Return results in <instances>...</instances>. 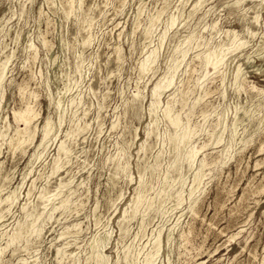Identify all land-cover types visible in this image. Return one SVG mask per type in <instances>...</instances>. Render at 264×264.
Here are the masks:
<instances>
[{"label": "rangeland", "instance_id": "374dc122", "mask_svg": "<svg viewBox=\"0 0 264 264\" xmlns=\"http://www.w3.org/2000/svg\"><path fill=\"white\" fill-rule=\"evenodd\" d=\"M220 45L232 48L220 71L204 68L200 56ZM183 48L175 81L152 112V87ZM152 50L158 58L142 72ZM4 66L0 264H59L62 245L84 264L90 240L106 233L107 264H128L130 247L135 264H143L158 241L156 264H264V0H0ZM178 89L190 90V103L204 96L192 110V144L200 150L180 170L169 168L176 129L165 116ZM189 106L177 102L174 110L186 117ZM25 110L36 114V133L17 147L23 122L14 112ZM47 118L53 129L40 144ZM167 170L174 187L163 203L157 194L166 187ZM143 175L145 198L134 214ZM70 180L76 191L70 208L56 210L38 236L6 248L9 236L26 234L48 210L46 197ZM15 189L17 199L8 206L4 199ZM64 264L76 263L68 258Z\"/></svg>", "mask_w": 264, "mask_h": 264}, {"label": "bare ground", "instance_id": "6f19581e", "mask_svg": "<svg viewBox=\"0 0 264 264\" xmlns=\"http://www.w3.org/2000/svg\"><path fill=\"white\" fill-rule=\"evenodd\" d=\"M200 3V2H199ZM239 4V3H238ZM153 22V21H152ZM175 22V19H172V23ZM152 24V23H151ZM171 24V23H170ZM150 26V25H149ZM153 26V24H152ZM151 27V26H150ZM148 29V28H147ZM151 29V28H150ZM147 30V33H150L151 30ZM169 30V29H168ZM165 32V31H164ZM165 37V36H164ZM227 43V42H226ZM236 44V41L234 39L232 46H234ZM189 47V46H188ZM232 50L231 46H226V45H220L218 46L216 49L211 50L209 53H207L206 55L200 56L201 57V62L204 68H213L215 71H218L219 68L221 67V65L224 63L225 58L227 56V52L228 50ZM181 52V56L179 54L180 57H176L173 60V64L169 67V69L167 70V72L153 85L152 87V92H153V100L151 103V109L152 112L156 111V108L158 107L159 103H160V95L162 93H164L163 91L170 87L171 85H173L174 81H175V77L183 63V61L185 60V57L187 55V49L183 48L180 50ZM123 53V52H122ZM229 53V52H228ZM156 57L158 58V56L156 55V51L152 50L148 56L146 57V59L143 61L142 60V65H141V70L142 72H145L147 70H149L151 68V66L153 65V63L156 61ZM249 60V59H248ZM252 60V58H251ZM225 66V65H224ZM212 71V70H211ZM210 71V73H211ZM220 71V70H219ZM5 66L0 68V87H1V83L3 81L4 75H5ZM182 72V71H181ZM209 71H207L208 73ZM236 77H239L241 69L239 68L238 71H236ZM206 77V74H204L202 77L199 78V81L201 80V78ZM206 80H204L203 82H200V85L203 86ZM196 85V84H195ZM209 85V84H208ZM172 87V86H171ZM170 87V88H171ZM70 90V85H67L65 87L64 93H67ZM179 93H177L178 95H180V97L175 98L171 103H169V105L167 106V108L165 109V116L167 117L168 121L175 127V135L171 138V149H174L176 152V155L174 157V160L172 161V163L169 165V168L176 164L177 165V169L180 170L181 169V164H183V162L185 160H188L187 162L192 165L195 157L197 155V153L199 152L200 149L196 148L193 144H192V139L194 138V136L197 133V129L196 127L193 126L192 123V115H193V108L196 106V104H200V102L203 100L204 96H199L196 101H194L193 103L189 102V98H188V91H182V89H178ZM205 93V95L210 93V88L208 86H206L203 90ZM176 92V91H175ZM225 96V95H224ZM223 96V97H224ZM140 98V97H139ZM179 102L181 103L183 106H189V113L187 114L186 117H183L180 113H177L174 110V106L175 104ZM28 109V108H27ZM58 109H59V114L62 115V113L64 112V107L62 105V101L60 100L58 102ZM151 112V111H150ZM35 113L32 112L31 110H25L24 112H20V111H15L14 112V117L16 119L22 120L21 122H23V127L20 129V138L18 140L17 143V147H20L21 145L33 140L34 136H35V129L33 127V119L35 118ZM246 115V114H245ZM248 115V114H247ZM207 116H209L207 114ZM249 117V116H247ZM206 116H204V120L206 122ZM159 119V118H158ZM201 119V118H200ZM240 119V118H239ZM239 119H237L233 124V132H235L237 130L238 124H239ZM226 123V122H225ZM195 125V124H194ZM202 127V126H201ZM224 127V126H223ZM53 129L52 127V123L51 120L49 118L46 119L45 124L43 125L42 128V138L40 141V144H42L50 135L51 130ZM201 129V128H200ZM214 129V128H213ZM151 131H148V133H150ZM236 133V132H235ZM234 133V134H235ZM210 135L213 136L214 135V131L210 132ZM4 136V135H3ZM207 136V135H206ZM220 137V136H219ZM67 139V138H66ZM73 139V138H72ZM221 140V138H220ZM219 140V141H220ZM217 141V142H219ZM198 147V146H197ZM200 147V146H199ZM203 147V146H202ZM60 149L63 151H67V147L63 144L60 145ZM166 150V149H165ZM23 151V150H22ZM124 156V155H123ZM64 158V157H63ZM123 159V158H122ZM56 161V160H55ZM122 161V160H121ZM121 161H119V165H121ZM205 161V160H204ZM203 160H201L200 164L198 165V169L195 173V177L191 186V194L195 191V189H197V187L199 186V182H200V175L201 172L205 166ZM61 163V162H60ZM118 165V166H119ZM184 166V165H183ZM122 167V166H121ZM60 168V167H59ZM123 168V167H122ZM168 168V169H169ZM152 172L156 169L155 164H152L151 166ZM57 170V169H56ZM59 171V170H58ZM172 171V170H171ZM148 173V169H146L145 174ZM170 171L167 170V172L165 173L162 183L163 185L166 184V187L164 188V190L159 191L158 192V196H161L159 198L162 199V202L165 203L167 202L170 198H171V194L170 191L171 189L174 187V184L170 181ZM144 175L141 178L140 181V187L139 190L135 196V200H134V208H133V213L136 214L137 211L139 210V205L142 202V199L144 197V192H145V183L146 180L144 179ZM172 179V178H171ZM82 181V180H81ZM177 183H180L182 186V190L179 192V197L182 196L183 194V186L185 185V178L183 176V174L180 173L179 178L176 181ZM72 180H70L68 183L65 184H60L59 187L56 189L55 192L51 193L50 195H48L45 199L46 202V206L49 207L48 210L46 212H42L40 213L36 219L35 222L32 226V228L26 232V234H23L22 231H17L14 232L13 234H11L9 236V240L7 242L6 248L9 247L10 245L13 244H17L19 243L23 238L28 240L31 238V236L33 237V235L38 236L40 233H42V229L44 227V224L52 218L54 212L58 209L63 208L64 211L68 208H70L69 206L72 204L73 199L72 196L73 194L76 192L72 185ZM80 185V184H79ZM145 187V188H144ZM155 196V195H154ZM178 197V198H179ZM145 198V197H144ZM158 198V199H159ZM178 198H176L178 200ZM17 199V190H12L6 197H5V201L8 203V206L12 205L13 202ZM155 200V198H153ZM181 199V198H180ZM76 202V201H75ZM154 202V201H153ZM5 203V202H4ZM148 203V202H147ZM152 202H149V204L147 205L146 209L143 212V215L146 216L148 215L147 212L148 210H150V208L152 207L151 205ZM177 203H181L179 200L177 201ZM196 203V202H195ZM176 204V203H175ZM2 205V204H1ZM133 205V204H132ZM5 206V205H4ZM44 207V206H43ZM128 210V209H127ZM35 211V210H34ZM33 211V212H34ZM132 211V210H131ZM161 214L165 213L164 209L161 210ZM33 212H31L29 214V216L33 215ZM124 212H126V209L124 210ZM57 213V212H56ZM193 213V212H192ZM129 214V213H128ZM164 215V214H163ZM126 216V215H125ZM136 216V215H135ZM122 218V217H121ZM32 219V218H31ZM123 219V218H122ZM32 221V220H31ZM26 222V221H25ZM48 223V222H47ZM75 226V225H74ZM70 228V227H69ZM19 229V228H18ZM28 229V227H27ZM45 229V228H44ZM74 230V229H73ZM82 231V230H81ZM172 231L173 229H170L167 239L170 242L171 238H172ZM25 232V231H24ZM69 232V231H68ZM75 232H78V230H76ZM111 235V234H110ZM122 235V234H121ZM187 235V234H186ZM191 235V234H190ZM108 233H106L103 237L101 236H95L94 238H92L90 240L89 246H90V250L87 253L86 257H85V263L84 264H107V258L102 250V247H104L107 242H108ZM71 238V237H70ZM160 239V238H159ZM67 240V239H66ZM54 242V241H53ZM65 242V241H64ZM67 243V242H65ZM31 244V243H30ZM158 248H156L153 252H151L149 254V256L146 258L145 262L143 264H156V260L158 258V253L160 250V242L158 241L157 243ZM131 246V245H130ZM68 248V247H67ZM68 249H66L65 245H62L57 251H58V259H59V264H64V262L66 260H68V258L71 259L72 263H80V257L76 256L75 254H67ZM29 251V250H28ZM128 253V252H127ZM134 250L132 247L129 248V253L126 255L127 256V262L128 264H135L134 258ZM56 256V254H55ZM121 256V255H120ZM120 259V257H119ZM139 260V259H138ZM118 261V259L116 260ZM120 261V260H119ZM125 262V261H124ZM24 264H27V262L25 261Z\"/></svg>", "mask_w": 264, "mask_h": 264}]
</instances>
